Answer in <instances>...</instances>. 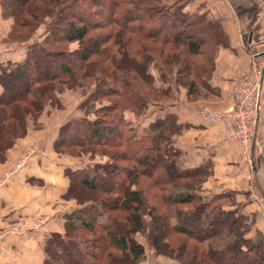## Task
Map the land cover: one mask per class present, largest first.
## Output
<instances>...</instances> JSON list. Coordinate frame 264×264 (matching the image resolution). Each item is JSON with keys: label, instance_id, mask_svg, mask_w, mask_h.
Returning <instances> with one entry per match:
<instances>
[{"label": "trees", "instance_id": "trees-1", "mask_svg": "<svg viewBox=\"0 0 264 264\" xmlns=\"http://www.w3.org/2000/svg\"><path fill=\"white\" fill-rule=\"evenodd\" d=\"M184 4L179 0H0L3 14L13 19L9 36L29 37L25 58L7 63L0 73V160L25 133L26 120L55 104L64 85L102 82L105 88L94 90V97L107 102L104 113L118 110L119 128L113 129L116 122L95 112L92 117L83 109L79 118L64 126L62 139L69 137L66 146L71 154L89 158L100 152L96 146L117 142L125 152L121 155L134 164L116 181L120 169L111 152L110 160L93 162L71 176L67 195L83 205L69 214L64 234L48 237L42 264H139L146 255L135 236L141 233H146L151 248L180 264H264V236L245 237V218L236 209L226 210L214 202L222 195L203 199L200 168L178 165L173 141L179 125L174 117L167 114L148 126H136L126 115L132 110L131 116L137 117L150 107L164 110L171 104L166 100L174 97L175 84L184 87L190 100L198 98L200 89L212 92L215 57L227 45V35L216 19L198 9L190 12ZM73 43L80 47L70 49ZM67 55H77L75 65L63 59L55 63ZM167 73L182 77L172 80ZM89 102L83 100L80 109ZM159 161L162 172L152 178L153 164ZM139 174L148 176L151 187L138 185ZM180 204L191 207L181 210ZM222 223L224 233L216 232L215 226ZM74 229L91 235H79L76 242ZM222 239L225 242L219 244ZM87 241L94 242L90 251ZM88 254L96 260H87Z\"/></svg>", "mask_w": 264, "mask_h": 264}, {"label": "crops", "instance_id": "crops-1", "mask_svg": "<svg viewBox=\"0 0 264 264\" xmlns=\"http://www.w3.org/2000/svg\"><path fill=\"white\" fill-rule=\"evenodd\" d=\"M179 3H185L184 9L189 8L190 12L198 9L218 19L227 35V45L215 57L211 97L189 101L180 96L178 103L167 105L164 110L153 108L157 112L151 119L155 121L167 114L174 117L179 131L173 147L179 151L176 161L180 168H200L204 176L200 186L203 199L211 201L222 195L214 202L226 210L236 209L245 218L248 223L245 237H263L264 78L249 153L232 139L231 126L214 113L233 105L234 86L240 73L250 66L255 52L264 50V0H179ZM12 26V17L4 16L0 8V73L7 63L21 62L27 53V41L9 37ZM257 57L264 61V52ZM56 107L46 105L36 118L30 119L32 124H43L42 127L31 131L27 122L26 132L5 150L0 160V264L44 263L48 237L64 234L69 214L83 205L67 195L71 176L102 160L98 156V160L94 157L90 158L93 162L82 163L80 159L85 155L71 154L66 146L69 137L62 139L64 126L82 115L79 109L77 116L66 118L50 129L44 128L41 114ZM151 109L149 112L154 113ZM129 118L136 126L152 123H142L141 116Z\"/></svg>", "mask_w": 264, "mask_h": 264}, {"label": "rangeland", "instance_id": "rangeland-1", "mask_svg": "<svg viewBox=\"0 0 264 264\" xmlns=\"http://www.w3.org/2000/svg\"><path fill=\"white\" fill-rule=\"evenodd\" d=\"M162 1H169V0H162ZM187 9H189V8H187ZM6 14H4V16H5ZM263 16V15H262ZM209 17H211V16H209ZM214 18V17H213ZM214 19H216V18H214ZM99 20H101V21H103V18L102 17H100L99 18ZM217 20V22L219 23V25H220V21L218 20V19H216ZM42 26H40L39 28H41ZM34 29V31L31 33V34H33L34 32H38L40 29ZM107 31V26L105 27V28H103V32L105 33ZM97 32H100V30H97ZM30 34V35H31ZM29 35V36H30ZM11 39H12V37H11V35L9 36ZM29 37H25V35L24 36H21L20 37V39H16V40H18V41H20V40H25V39H28ZM109 42V41H108ZM110 43V42H109ZM91 42L90 43H88V47H90L91 45ZM78 46L80 47V44L78 43V45L76 44V43H73L71 46H70V49H76L77 50V48H78ZM102 47V46H101ZM209 49H210V52L211 53H213V51H214V49H213V47H209ZM213 49V50H212ZM155 52V51H154ZM217 51H215V53H216ZM63 59V61L64 60H66L67 61V63L68 64H70V65H75L74 63L76 62V59H77V55L76 56H74V57H72V55H67V57L66 58H62V57H60V58H57L56 60H55V63H59L61 60ZM91 59H95L96 60V55H92V57H91ZM92 60V61H93ZM245 71V70H244ZM244 71H242V72H244ZM241 72V73H242ZM154 73H155V76L156 77H158L157 76V71H155L154 70ZM167 75L168 76H170V78H172V80H175V78L176 79H181V77L182 76H180V74L179 75H176V74H169V73H167ZM134 81V80H133ZM103 85H105V84H103L102 82H99L96 86H95V83H93V82H90V84H86V85H84V86H80V84L78 85V84H76V86H67V85H64L63 86V89H61V90H59V93H56L57 94V101H56V103L55 104H53V102H51L52 104H51V106L52 107H56V108H51V109H46L42 114H41V117L43 118V120H42V122L44 123V128H46V129H50L51 128V126H55V124H60V123H62V121L63 120H65L66 118L68 119V118H70V117H74V116H77L78 114H79V111H83V109H84V112H90V113H93V114H91L92 115V117H94V112L97 114V115H100V117H102V118H105V119H107V120H110L111 122H118V117H117V114H118V110L117 109H115V108H112V109H109L108 111H107V113H104V111H103V109L106 107H108L107 106V102H103L104 100H98V98L97 97H94V90H97V91H99V90H103L104 88H105V86H103ZM174 85V84H173ZM175 87L173 88V94L172 95H174V97L171 99V100H166V102H170L171 104H176V103H178L179 102V98H180V96H182V97H184L185 96V98L187 99V100H189V101H199V100H202V99H207V98H203V97H205V95L206 96H208V97H211V92H208V90H203V89H200V95H198V98L197 99H195V100H190V99H188L187 98V95H186V90L184 89V87L183 86H177L176 84L174 85ZM92 91V93L93 94H91L90 95V92ZM207 93V94H206ZM15 97H17L18 95H15V94H13ZM85 99H88V101H90L86 106H85V108H81L80 109V101L81 100H85ZM93 99H96V102L94 101H92ZM49 102H47V104H48ZM98 109V112H96L95 111V109ZM152 108V109H151ZM44 109V108H43ZM43 109H42V111H43ZM78 109H79V111H78ZM150 109H151V111H153V107H150V108H148L146 111H144L140 116H141V119L143 120L142 121V123L145 121V123L147 124V122L148 123H150V122H152V117L151 116H153L154 114H155V112H157L156 110L155 111H153L154 113H152V112H149L150 111ZM42 111H40V113L42 112ZM39 113V114H40ZM133 114V111L131 110H128V111H126V115L128 116V117H131V115ZM136 117V116H135ZM143 117H144V119H143ZM27 122H29V124H30V129H31V131H35V130H37L38 128H40V127H42L41 125H43V124H37V125H34V124H32L31 122H30V119L28 118L27 120H26V123ZM57 124V125H58ZM145 124V125H146ZM27 125H28V123L26 124V128H25V132H26V129H27ZM116 126V127H115ZM115 126H112L113 127V129H115V128H119V126H118V123L115 125ZM109 136H111V135H109ZM96 148H98L97 150L98 151H100V152H98L96 155H94L95 156V158H94V160H98L99 159V157H100V159H103V158H105L106 160L108 159V160H110L109 158L111 157V152H114L115 153V155L116 156H112V158H113V160L115 159V162L113 163L116 167H118V169H120L119 171H120V173H116L115 174V176L118 178V180L116 179V181H119V178L121 179V174H125V172H126V170L127 169H129V168H131V166H133L134 164L133 163H131V161H129V160H127V159H125L124 158V156H125V152H123V149L121 148V146L120 145H118V143L117 142H114L113 143V145H111V146H106V147H102V146H96ZM105 149L106 150V156H103V151H102V149ZM62 151V150H61ZM64 151H66V149H64ZM121 154H123L124 156H122ZM93 156V157H94ZM99 156V157H98ZM80 160H82V163H90V162H93V160H91L90 158H88V156H83ZM156 164H153V173H152V175H151V177L152 178H154V176H156L157 174H159L160 172H162V168H160L161 167V163H160V161L159 162H155ZM161 164V165H160ZM164 164V163H163ZM152 166V165H151ZM125 171V172H124ZM97 173H100L99 171H97ZM128 175V174H127ZM194 176V175H193ZM197 177L198 176H194V177H192L193 179H197ZM139 182H140V184H138L140 187H142V188H147V187H151V186H149L148 184H150L151 185V183H149V178H148V176H145V175H143V174H139ZM184 179H186V180H184V181H187V179H188V181H189V178H184ZM114 181H115V179H113ZM150 180H152V179H150ZM182 181V180H181ZM153 182V181H152ZM178 182H179V180H178ZM183 183V181L180 183V184H182ZM139 186H137V187H139ZM151 190V192H152V195H153V192H154V189L152 188V189H150ZM84 191V190H83ZM147 192V191H146ZM159 193V192H158ZM114 194H116V193H114V192H111V195H113L114 196ZM151 199H152V197H150ZM154 203H156V205H158V206H160V207H162L161 206V203H159L158 202V200L155 198V200H154ZM170 207H177L176 205H169ZM189 207H191L189 204H183V205H181L180 204V206H179V208L181 209V210H184L185 208H189ZM194 221H197L196 219H194ZM194 221H192V222H194ZM223 223H226V222H223ZM223 223L221 224V225H217V226H215V227H217V228H215V230H217L216 232H219V233H224L222 230V228H223ZM247 226H248V224H246ZM246 226V227H247ZM73 233L75 234L73 237H75V241L77 242L78 240H81L80 239V236L79 235H82V237L84 236V237H88L89 235H91V233H86V232H81V231H78L77 232V229H74L73 230ZM76 233H77V235H76ZM79 233H83V234H79ZM175 234V233H174ZM92 235H94V236H96V234L94 233V234H92ZM177 237H179L180 235H177V234H175ZM136 236V238H138L137 240H139V242H141L142 244H143V246H144V250H146V255H145V258H144V260H142V262L141 263H139V264H180L174 257H169V256H167V255H162V254H159L157 251H155L153 248H151L150 246H149V243H148V240H147V238H145V237H147V235H146V233H141V234H136L135 235ZM170 236V235H169ZM231 237V236H230ZM229 237V238H230ZM85 239V238H84ZM86 240V239H85ZM94 241V240H93ZM192 241H194V240H192V239H188V242L190 243V242H192ZM225 241H223V239H222V241L221 242H218L219 244H222V243H224ZM92 244L90 245L89 244V242L87 241V243H85L86 245H87V249L90 251V250H92L93 249V245H94V242H91ZM75 250H76V252H77V248H74ZM109 251H115L116 253H120L119 251H116V250H114V249H109ZM87 260H91L92 262H94V260H96L95 258H92V257H90L89 256V254H88V257H85ZM129 261V260H128Z\"/></svg>", "mask_w": 264, "mask_h": 264}, {"label": "built area", "instance_id": "built-area-1", "mask_svg": "<svg viewBox=\"0 0 264 264\" xmlns=\"http://www.w3.org/2000/svg\"><path fill=\"white\" fill-rule=\"evenodd\" d=\"M262 15L264 16V10ZM263 52L264 50L255 52L250 66L240 73L234 86L233 105L214 113L215 117L231 126L232 139L240 144L246 153L251 150L253 125L261 106L264 61L258 59L257 55Z\"/></svg>", "mask_w": 264, "mask_h": 264}]
</instances>
